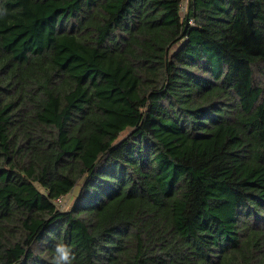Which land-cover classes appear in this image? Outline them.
Masks as SVG:
<instances>
[{"label":"trees","instance_id":"trees-1","mask_svg":"<svg viewBox=\"0 0 264 264\" xmlns=\"http://www.w3.org/2000/svg\"><path fill=\"white\" fill-rule=\"evenodd\" d=\"M60 241L264 264V0H0V264Z\"/></svg>","mask_w":264,"mask_h":264},{"label":"clouds","instance_id":"clouds-1","mask_svg":"<svg viewBox=\"0 0 264 264\" xmlns=\"http://www.w3.org/2000/svg\"><path fill=\"white\" fill-rule=\"evenodd\" d=\"M76 260V253L72 247L60 241L52 249L49 264H76Z\"/></svg>","mask_w":264,"mask_h":264},{"label":"rangeland","instance_id":"rangeland-1","mask_svg":"<svg viewBox=\"0 0 264 264\" xmlns=\"http://www.w3.org/2000/svg\"><path fill=\"white\" fill-rule=\"evenodd\" d=\"M77 192H78V187L74 188L72 192H70L69 194L61 197V199H58L57 203L59 204V207L64 208V209L69 208L71 204L73 203V201L75 200Z\"/></svg>","mask_w":264,"mask_h":264},{"label":"built area","instance_id":"built-area-1","mask_svg":"<svg viewBox=\"0 0 264 264\" xmlns=\"http://www.w3.org/2000/svg\"><path fill=\"white\" fill-rule=\"evenodd\" d=\"M184 6H185V8H184ZM186 9H187V5H186V4H183V5H182V14H183V15L185 14ZM190 22L193 23V20H191Z\"/></svg>","mask_w":264,"mask_h":264}]
</instances>
